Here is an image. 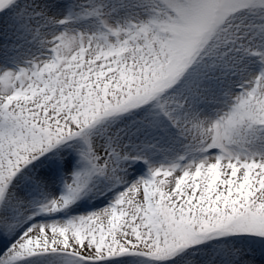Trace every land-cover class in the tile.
<instances>
[{
    "label": "snow or ice",
    "instance_id": "snow-or-ice-1",
    "mask_svg": "<svg viewBox=\"0 0 264 264\" xmlns=\"http://www.w3.org/2000/svg\"><path fill=\"white\" fill-rule=\"evenodd\" d=\"M0 264H264V0H0Z\"/></svg>",
    "mask_w": 264,
    "mask_h": 264
}]
</instances>
